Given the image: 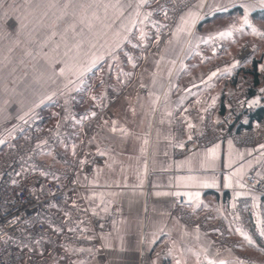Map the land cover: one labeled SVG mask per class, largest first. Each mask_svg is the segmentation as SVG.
<instances>
[{"label": "crops", "instance_id": "1", "mask_svg": "<svg viewBox=\"0 0 264 264\" xmlns=\"http://www.w3.org/2000/svg\"><path fill=\"white\" fill-rule=\"evenodd\" d=\"M242 5H251L250 26L243 25ZM262 11L258 0H190L164 46L140 67L144 77L124 80L121 75L118 83L102 85L94 103L103 114L97 129L85 127L94 115L78 116L75 136L59 144L64 157L40 153L52 175L68 186L65 202L54 210L56 217L65 221L78 215L83 223L96 217L110 223L104 232L88 223V246L47 250L41 257L44 264H264V197L253 195L245 223L233 212L248 169L264 167V140L242 144L228 137L186 155L173 151L185 144L188 134L179 132L189 121H201L208 109L220 118L234 106L230 93L248 97L254 76L240 71L233 59L243 45L255 49L243 69L258 60V87H264V36L252 31L264 33ZM221 44H226L224 54L217 53ZM162 58L169 60L160 73ZM259 126L254 121L251 128ZM93 152L104 158L95 160ZM179 196L185 199L184 215L175 209ZM85 208L87 212L78 211ZM69 229L48 227L57 239Z\"/></svg>", "mask_w": 264, "mask_h": 264}, {"label": "built area", "instance_id": "2", "mask_svg": "<svg viewBox=\"0 0 264 264\" xmlns=\"http://www.w3.org/2000/svg\"><path fill=\"white\" fill-rule=\"evenodd\" d=\"M189 4L190 1H186L180 7L172 4L171 13L166 7L162 19L156 23L164 36L171 34L181 12ZM225 51L226 44H221L217 48L218 54H224ZM254 52L252 46L240 47L233 57L236 66L239 68L245 66ZM228 96L234 101V106L229 107L220 118H215L213 111L208 109L204 119L194 124L191 130L184 127L180 129V135L187 133L192 139L187 138L183 147L175 146L173 148L175 155H186L228 137L242 144H258L264 140V119L260 121L258 128L238 130L242 119L250 115L252 108L250 98L236 97L234 93ZM59 115L63 120L62 124L50 125L49 114L43 111L35 112L25 117L26 123L21 120L12 123L0 138L5 142L0 144V264H44L41 253L44 254L47 250L55 253L67 244L88 246L91 243L88 223L97 232L106 231L110 225L109 221L96 217H91L88 223H78V215L65 221H61L55 215V208L65 202L68 186L61 178L52 175V166L40 158V153L47 151L56 157H64L59 144L63 138L71 140L75 136L74 126L77 119L74 117L77 114L71 106L66 109L63 105ZM102 116V112H99L89 118L85 122V127L97 129ZM92 157L95 160H102L104 155L93 152ZM29 170L25 178L21 177ZM254 194L264 197V167L248 169L244 176L242 192L234 198L233 212L238 214L244 223L247 220V211L253 204ZM184 203V197L179 196L175 209L181 215L185 212ZM187 222L193 224L190 219ZM49 225L58 228L64 225L75 231L62 239H57L50 236Z\"/></svg>", "mask_w": 264, "mask_h": 264}, {"label": "snow or ice", "instance_id": "3", "mask_svg": "<svg viewBox=\"0 0 264 264\" xmlns=\"http://www.w3.org/2000/svg\"><path fill=\"white\" fill-rule=\"evenodd\" d=\"M258 2L264 7V0ZM149 3L150 0H0V113L9 107L19 106L23 112L19 119L26 123L25 117L30 116L38 102L52 101L54 96H65L69 91L78 90L77 85L88 66L101 59L98 52L107 37L116 38L117 48L121 39L131 42L135 38L133 29L137 28V21L143 23L141 16L146 20L152 15L142 11ZM180 3L183 5V0ZM242 7L245 8L243 25L250 26L247 11L251 5ZM7 19H14L18 26L12 31L7 30L3 24ZM180 19L187 22L184 16ZM252 31L264 36L255 28ZM144 35L141 31L140 38ZM52 85L56 86L55 91L51 90ZM193 127L189 121L187 129ZM187 138L192 139L190 134ZM2 143L5 142L0 141ZM179 146L184 145L181 143ZM225 186L230 187L231 184ZM73 207H76L75 203ZM78 211L87 212L88 209ZM92 211L97 214L95 209ZM103 211L107 212L108 208L103 207ZM68 215L65 213L66 217ZM78 223L83 221L78 218ZM237 231L240 232L239 229ZM240 234L244 235L243 232ZM245 239L248 238L245 236ZM248 242L251 243L250 240Z\"/></svg>", "mask_w": 264, "mask_h": 264}, {"label": "rangeland", "instance_id": "4", "mask_svg": "<svg viewBox=\"0 0 264 264\" xmlns=\"http://www.w3.org/2000/svg\"><path fill=\"white\" fill-rule=\"evenodd\" d=\"M186 1L190 0H183V3ZM193 1L194 0H192V3ZM172 4H177V7L183 6L181 5L180 0H150L149 6L142 11L151 12L152 15L146 20L141 16L140 19L143 20V23L137 21V28L133 29V32H135V38L131 42H126L121 39L120 46L117 48L115 45L116 38L114 36L107 37L106 42H103V47L100 48L98 52L101 59L98 63H95L94 65L90 64L88 66V70L83 73L80 83L77 85L78 90L69 91L65 96H54L52 101L45 100L44 103L38 102V106L32 110L30 116L35 112L43 111L50 115V125L53 123L61 125L63 120L61 115H59V110L63 105H70L75 110L77 114L74 116L75 118L78 116H92V113L97 114L99 112V108L95 109L96 107L94 106V103L99 97H101V89L104 83H118L121 75L124 77V80L126 78L128 80H133L137 77L138 79L144 77L140 67H142L144 63L145 65H148L151 55L159 52L167 39L171 36V34L164 36V34H162L163 31L159 30L156 23L162 19V13L166 7L170 10V13L172 12ZM3 24L9 31L14 30L18 26L14 19H7ZM141 31L145 34L143 38H140ZM151 38L154 40L151 41ZM134 44L138 46L133 47ZM146 51L147 57L143 56V53ZM93 59H95V55L93 56ZM168 60L169 59L167 58H162L163 62L162 67H160V73H163L167 68ZM128 62L133 65L131 66L132 69L127 72L125 66L129 65ZM184 64L185 62L183 60L181 65ZM136 67H138V69L140 68L138 70L139 72L134 71ZM163 75L160 74L159 77H162ZM73 79H75V77H73ZM155 81L160 82L161 79L158 78ZM55 89L56 86L52 85L51 90L55 91ZM142 92L144 91L142 90ZM49 95H51V92ZM88 112H91V114ZM20 115H23V112L20 111L19 106L9 107L0 113V138H2L4 131L9 128L12 123L20 120ZM70 115L71 114L69 113V116Z\"/></svg>", "mask_w": 264, "mask_h": 264}, {"label": "trees", "instance_id": "5", "mask_svg": "<svg viewBox=\"0 0 264 264\" xmlns=\"http://www.w3.org/2000/svg\"><path fill=\"white\" fill-rule=\"evenodd\" d=\"M262 15H260L259 12H256L255 15L257 16H262L264 17V11H262L261 13ZM244 67L240 68V71L243 70V72H249L254 76V86H251L250 88H248V98H255L256 96H260V101L258 104H256L255 106H252L251 108V112L249 117L247 118L246 122H240V125L238 126V129L240 130L241 128H251L252 127V123L254 121H261L264 119V87H258V84L261 81V78L259 77L260 72L258 71V60H254L253 61V65L252 68L249 69H243ZM166 264H170V263H166Z\"/></svg>", "mask_w": 264, "mask_h": 264}, {"label": "water", "instance_id": "6", "mask_svg": "<svg viewBox=\"0 0 264 264\" xmlns=\"http://www.w3.org/2000/svg\"><path fill=\"white\" fill-rule=\"evenodd\" d=\"M259 101H260V96L259 95L256 96L255 98L249 99V102L251 103L252 106H255L256 104H258ZM253 102H255V103H253Z\"/></svg>", "mask_w": 264, "mask_h": 264}]
</instances>
